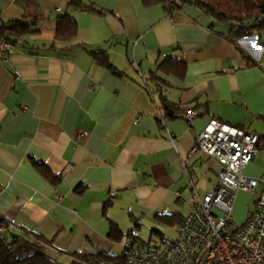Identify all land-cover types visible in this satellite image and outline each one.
Segmentation results:
<instances>
[{"label": "crops", "instance_id": "1", "mask_svg": "<svg viewBox=\"0 0 264 264\" xmlns=\"http://www.w3.org/2000/svg\"><path fill=\"white\" fill-rule=\"evenodd\" d=\"M84 1L102 14L69 0H0V36L11 22L37 21L0 57V221L70 261L118 256L130 231L138 242L145 229L165 239L166 225L177 238L198 198L220 188V163L192 152L211 120L264 137V28L245 23L249 33L237 36V25L182 0L171 11L151 0ZM64 13L78 31L60 42ZM191 111L200 114L188 120ZM243 174L260 184L236 194L237 227L264 193L263 146Z\"/></svg>", "mask_w": 264, "mask_h": 264}, {"label": "built area", "instance_id": "2", "mask_svg": "<svg viewBox=\"0 0 264 264\" xmlns=\"http://www.w3.org/2000/svg\"><path fill=\"white\" fill-rule=\"evenodd\" d=\"M12 48L11 41L0 37L1 58ZM199 114L191 111L186 118ZM258 142L257 134L211 120L192 152L201 151L220 163L219 190L198 198L181 222L177 238H165L160 245L127 242L122 252L124 264H264V193L243 226H235L232 218L236 194H253L260 184L259 179L243 174L257 158ZM14 230L24 233L7 220L0 222V236ZM88 264L105 263L90 259Z\"/></svg>", "mask_w": 264, "mask_h": 264}, {"label": "trees", "instance_id": "3", "mask_svg": "<svg viewBox=\"0 0 264 264\" xmlns=\"http://www.w3.org/2000/svg\"><path fill=\"white\" fill-rule=\"evenodd\" d=\"M24 3L28 0H22ZM179 0H151V3L162 2L169 11L175 9ZM182 3H188L195 7L200 8L208 15L217 19L219 22L237 25V36L248 34V26L245 23L253 24L264 28V0H182ZM68 8L80 9L84 11H90L98 14H102V11L98 9L93 3H86L84 0H69ZM31 18V17H30ZM29 18V19H30ZM9 26L1 27V36L8 41L14 43L12 35H19L20 33L30 30L37 25L35 19L28 21H14ZM78 26L76 20H74L69 13H64L58 16L55 40L60 42H66L74 39L77 36ZM55 48V44H52L48 50ZM67 50V49H65ZM92 56L99 61L103 62L102 58H106L101 51L91 52ZM107 61V60H106ZM105 64V63H104ZM105 66L111 69L110 64ZM168 107V105H166ZM264 147V137H259L257 145L258 152L260 147ZM33 164L40 169L43 174L54 180H60V175L52 174L47 168L42 166L37 161H32ZM4 220V219H3ZM1 220V221H3ZM163 223L167 225H174L176 218L173 216L161 217ZM0 221V222H1ZM183 220L179 221L180 223ZM155 234L158 231L154 230ZM161 236V235H159ZM128 237L132 239V243H138L139 245H148L152 241L145 243L144 241H137L134 234L130 231ZM161 243L164 237L160 238ZM90 259L103 261L105 264H124V256L120 254L116 255H97V256H85L81 254L74 255L70 264H88ZM0 264H65L62 263L46 253V247L38 237L32 236L29 232L15 233L10 231L6 236H0Z\"/></svg>", "mask_w": 264, "mask_h": 264}, {"label": "rangeland", "instance_id": "4", "mask_svg": "<svg viewBox=\"0 0 264 264\" xmlns=\"http://www.w3.org/2000/svg\"><path fill=\"white\" fill-rule=\"evenodd\" d=\"M255 197V196H254ZM252 197V198H254ZM158 230L161 231V233H163V235H165L166 237L170 238V239H174L173 237H176V232L175 230H173V227L170 226H159ZM150 231H146V229L143 231V241L145 243H148L149 241H152L151 244H156V245H160L161 244V240L159 238L158 235H152L150 237ZM153 238V239H152ZM48 254V252H46ZM50 253V252H49ZM52 257H55V259H57L58 261L65 263V264H70L71 261L69 260L68 257H64L62 254H54V253H50Z\"/></svg>", "mask_w": 264, "mask_h": 264}, {"label": "water", "instance_id": "5", "mask_svg": "<svg viewBox=\"0 0 264 264\" xmlns=\"http://www.w3.org/2000/svg\"><path fill=\"white\" fill-rule=\"evenodd\" d=\"M172 115V113H170Z\"/></svg>", "mask_w": 264, "mask_h": 264}]
</instances>
